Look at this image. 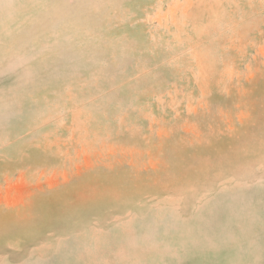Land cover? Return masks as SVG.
<instances>
[{"label":"rangeland","instance_id":"374dc122","mask_svg":"<svg viewBox=\"0 0 264 264\" xmlns=\"http://www.w3.org/2000/svg\"><path fill=\"white\" fill-rule=\"evenodd\" d=\"M0 264H264V0H0Z\"/></svg>","mask_w":264,"mask_h":264}]
</instances>
